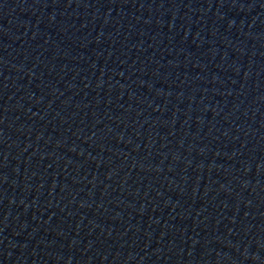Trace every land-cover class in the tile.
I'll return each mask as SVG.
<instances>
[{"label": "water", "instance_id": "1", "mask_svg": "<svg viewBox=\"0 0 264 264\" xmlns=\"http://www.w3.org/2000/svg\"><path fill=\"white\" fill-rule=\"evenodd\" d=\"M0 264H264V109L0 216Z\"/></svg>", "mask_w": 264, "mask_h": 264}]
</instances>
